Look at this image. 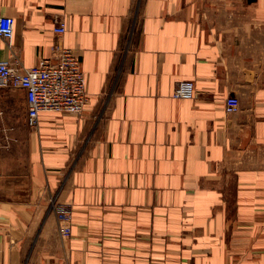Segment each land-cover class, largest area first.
Here are the masks:
<instances>
[{"label": "crops", "instance_id": "1", "mask_svg": "<svg viewBox=\"0 0 264 264\" xmlns=\"http://www.w3.org/2000/svg\"><path fill=\"white\" fill-rule=\"evenodd\" d=\"M0 16V61L71 50L88 94L29 129L25 92L0 88V264H264V0H0ZM183 81L191 101L171 98Z\"/></svg>", "mask_w": 264, "mask_h": 264}, {"label": "built area", "instance_id": "2", "mask_svg": "<svg viewBox=\"0 0 264 264\" xmlns=\"http://www.w3.org/2000/svg\"><path fill=\"white\" fill-rule=\"evenodd\" d=\"M65 24L57 23L53 33L62 35ZM14 36V20L0 16V38L11 46ZM0 88L20 89L25 92L26 119L29 129H35L39 115L55 113L80 115L88 104L86 78L81 69V62L71 50L61 49L54 62L41 60L35 66L25 68L8 60L0 61ZM195 96L194 84L183 81L177 84L171 94L173 100L191 101ZM238 111V101L229 96L224 102L226 115ZM52 211L58 223L61 238L71 235L72 211L70 207L53 203Z\"/></svg>", "mask_w": 264, "mask_h": 264}]
</instances>
